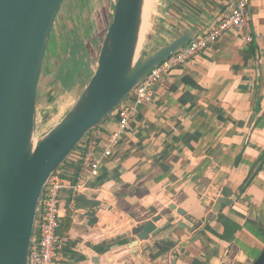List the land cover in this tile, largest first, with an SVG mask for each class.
<instances>
[{
    "label": "crops",
    "instance_id": "obj_1",
    "mask_svg": "<svg viewBox=\"0 0 264 264\" xmlns=\"http://www.w3.org/2000/svg\"><path fill=\"white\" fill-rule=\"evenodd\" d=\"M165 1L147 33L160 40L147 37L146 50L189 29L201 33L236 2ZM248 18L175 68L156 86L153 104L140 108L100 175L76 196L63 192L59 235L69 240L59 251L61 264H252L261 254L264 0H250ZM69 107L46 115L59 118ZM118 128L114 111L96 128L102 146ZM66 167L75 181L76 164ZM155 218L162 231L139 238L135 230Z\"/></svg>",
    "mask_w": 264,
    "mask_h": 264
},
{
    "label": "water",
    "instance_id": "obj_2",
    "mask_svg": "<svg viewBox=\"0 0 264 264\" xmlns=\"http://www.w3.org/2000/svg\"><path fill=\"white\" fill-rule=\"evenodd\" d=\"M63 2L0 0V264H29L50 176L155 67L198 34L189 29L146 50L141 36L147 0H115L93 75L74 105L38 136L39 80ZM231 192L224 188L222 195ZM159 219L137 228L139 238L160 233ZM252 264H264V249Z\"/></svg>",
    "mask_w": 264,
    "mask_h": 264
},
{
    "label": "built area",
    "instance_id": "obj_3",
    "mask_svg": "<svg viewBox=\"0 0 264 264\" xmlns=\"http://www.w3.org/2000/svg\"><path fill=\"white\" fill-rule=\"evenodd\" d=\"M250 0H236L222 16L208 28L193 37L185 46L155 67L133 90L126 100L115 110L119 128L109 137V145L102 146L97 127L89 131L77 148L81 155L76 159L72 155L50 176L45 185L38 209L36 229L29 254V264H61L59 251L68 243L67 236L59 235L62 216V195L67 189L73 195L101 173L105 160L113 154V147L129 129L130 123L140 113V108L153 104L155 88L162 84L177 67L188 64L202 52L208 50L221 36L231 29H241L248 24ZM252 41L251 35L246 36ZM131 97V101H127ZM74 162L77 170L75 181L66 177V163Z\"/></svg>",
    "mask_w": 264,
    "mask_h": 264
},
{
    "label": "rangeland",
    "instance_id": "obj_4",
    "mask_svg": "<svg viewBox=\"0 0 264 264\" xmlns=\"http://www.w3.org/2000/svg\"><path fill=\"white\" fill-rule=\"evenodd\" d=\"M114 2L115 0H64L51 32V40L48 43L39 80L38 136H41L62 117L59 116L58 118V115L48 116L46 114L53 111L55 113L60 109L57 108L60 105L65 106V108L71 106L77 101L90 80L89 74L91 75L95 71L97 60L88 54L86 48H88V51L89 48L92 51L95 50L96 43L99 45L100 39L98 36L109 25L110 16L114 10ZM165 2V0H154L150 4L149 11L146 13L148 18H146V24L148 26L157 22L158 12L162 13ZM148 26L143 40L144 42L147 41L148 37L149 43V39L151 40L153 36L156 37L155 39L160 37L150 30V34L154 35L149 38L150 35L147 36ZM165 31L162 34H165ZM72 58L75 60L83 58L84 61L89 62V67L87 68L88 72L85 73L86 76L80 71L77 80L71 82L70 79L64 78V76L67 75L68 77L73 71L69 68L70 64H68ZM67 84L71 87L67 88Z\"/></svg>",
    "mask_w": 264,
    "mask_h": 264
},
{
    "label": "trees",
    "instance_id": "obj_5",
    "mask_svg": "<svg viewBox=\"0 0 264 264\" xmlns=\"http://www.w3.org/2000/svg\"><path fill=\"white\" fill-rule=\"evenodd\" d=\"M111 19H112V15L110 16L109 24L111 22ZM107 29H108V27L100 32V34L98 36V38L100 39V43H99V45H97V43H96L95 50L93 49L91 51L90 48H89V51H90V53H89L88 48H86L88 54L93 56L94 58H96V60L98 59V55H99V52H100V49H101V46H102V42H103L104 36H105V34L107 32ZM50 40H51V35H50L49 41ZM83 58H84V56H83ZM83 58H80L79 60H75V59L72 58V59L69 60V63H68V64H70L69 68L71 70H73V71H71V75H68V77H67V75H65L64 78L70 79V81L72 82V81H76L77 80V76H79V72L80 71L83 72V74L88 72L87 68L89 67V62L84 61ZM86 75L87 74H85V76ZM91 75H93V73ZM91 75L89 74L90 77H91ZM69 87H71V86L69 84H67V88H69Z\"/></svg>",
    "mask_w": 264,
    "mask_h": 264
},
{
    "label": "bare ground",
    "instance_id": "obj_6",
    "mask_svg": "<svg viewBox=\"0 0 264 264\" xmlns=\"http://www.w3.org/2000/svg\"><path fill=\"white\" fill-rule=\"evenodd\" d=\"M154 0H147V11H146V13L149 11V7H150V4H152V2H153ZM156 12V11H155ZM152 16V15H151ZM147 18V17H146ZM148 19V18H147ZM147 24H146V21H145V23H144V25H143V31H142V36H141V38H142V40H141V44H142V41H143V39H144V34H145V31H146V29H147ZM140 44V45H141Z\"/></svg>",
    "mask_w": 264,
    "mask_h": 264
}]
</instances>
